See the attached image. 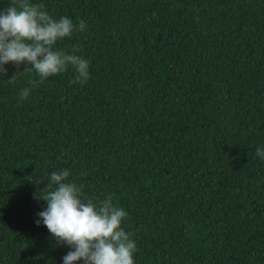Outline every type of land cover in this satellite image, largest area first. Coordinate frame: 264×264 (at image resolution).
Listing matches in <instances>:
<instances>
[{
    "label": "trees",
    "instance_id": "obj_1",
    "mask_svg": "<svg viewBox=\"0 0 264 264\" xmlns=\"http://www.w3.org/2000/svg\"><path fill=\"white\" fill-rule=\"evenodd\" d=\"M30 2L85 22L55 48L89 79L69 66L33 87L28 64L0 66V264L73 250L37 224L65 169L125 210L134 264H264V0Z\"/></svg>",
    "mask_w": 264,
    "mask_h": 264
},
{
    "label": "clouds",
    "instance_id": "obj_2",
    "mask_svg": "<svg viewBox=\"0 0 264 264\" xmlns=\"http://www.w3.org/2000/svg\"><path fill=\"white\" fill-rule=\"evenodd\" d=\"M44 9L43 3L11 0L0 11V66L28 64L24 71L34 70L39 76L38 81H30L33 87L67 71L69 66L77 73L76 82L86 83L89 62L75 51L69 54L55 48L58 41L85 30V22L74 24L66 16L56 20ZM18 72L8 84L15 83ZM29 93L30 89L24 88L19 98L27 99ZM256 155L264 159V149L257 148ZM69 175L66 169L52 171L49 183L37 197L47 202V208L38 213L37 224L42 221L58 244L73 249L63 257V264L81 260L84 264H134L136 243L121 226L127 216L125 210L115 206L111 196L95 202L83 199L82 186L68 182Z\"/></svg>",
    "mask_w": 264,
    "mask_h": 264
}]
</instances>
